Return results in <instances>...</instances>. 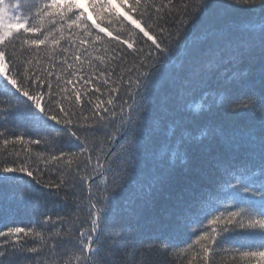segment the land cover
<instances>
[{"label": "snow or ice", "instance_id": "obj_1", "mask_svg": "<svg viewBox=\"0 0 264 264\" xmlns=\"http://www.w3.org/2000/svg\"><path fill=\"white\" fill-rule=\"evenodd\" d=\"M0 81V186L34 217L0 225V264H175L182 231L188 264H264V0H0Z\"/></svg>", "mask_w": 264, "mask_h": 264}, {"label": "trees", "instance_id": "obj_2", "mask_svg": "<svg viewBox=\"0 0 264 264\" xmlns=\"http://www.w3.org/2000/svg\"><path fill=\"white\" fill-rule=\"evenodd\" d=\"M249 18V14L245 12H235L232 14V19L236 24H241ZM182 64V60H177V66L174 71L180 70V65ZM246 69L245 64L233 65V64H221L217 69H215L216 75L219 76L221 73L226 75H231L233 72H243ZM180 84L177 83L176 90H178ZM5 88L3 82L0 81V101L7 99L3 96L5 92ZM170 89H166L163 95H170ZM163 95L158 98L156 105L154 106V119L152 121V127L158 129L159 131L154 136L153 141V150L159 154V152L163 149V145L166 142L165 133L169 127V120L164 118V108L168 106V102L163 99ZM200 93H194L191 96H187L186 103H190L195 108L196 104H199L200 101ZM208 102L212 101V97H208ZM48 153H45L47 155ZM165 158H170V151L165 154ZM41 166H43V161H40ZM0 197H3L7 202L5 205L6 210L0 213V225H8L12 224L14 226H28L33 222V214H32V204L27 201V199L21 200L19 189L12 185H3L0 186ZM130 197V193H125L124 198L121 200V206H124V200ZM48 209H50V213L53 216L56 214L64 215L67 212V209L62 206L54 205L52 202H48ZM126 224H131L136 227L140 233L144 236H151L155 234L161 227V224L149 223L146 219L136 220L135 217L125 216L122 217ZM200 225L193 223L192 227L188 229V232L193 231L194 229L199 228ZM40 230V229H37ZM47 235V232H46ZM192 240L195 239V236H192ZM187 240V232H180L177 235V242L179 243V247L173 249V252L170 254L171 259L175 261V264H188V260H190L194 255V250L188 248L184 241ZM189 243L191 241H188ZM37 246H40V242L35 241ZM229 246H238L234 242H230ZM131 251V250H129ZM153 264H160L161 257L157 254H153L152 256ZM218 261L221 260L220 257L217 258ZM230 257L225 254L223 257V264H228Z\"/></svg>", "mask_w": 264, "mask_h": 264}]
</instances>
